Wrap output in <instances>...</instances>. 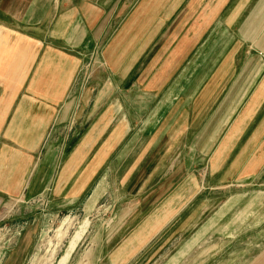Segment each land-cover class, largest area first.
<instances>
[{"label":"crops","instance_id":"0c3cea01","mask_svg":"<svg viewBox=\"0 0 264 264\" xmlns=\"http://www.w3.org/2000/svg\"><path fill=\"white\" fill-rule=\"evenodd\" d=\"M128 1L0 0V192L49 183L87 197L89 211L102 192L88 191L92 165L140 123L153 141L176 136L167 142L190 151L183 163L199 168L198 180L227 192L242 229L257 230L264 264V0H174L168 14L171 0L155 12L154 0H131L123 17ZM100 50L115 72L121 53L134 56L119 83L115 73L103 81L112 94L84 102V60Z\"/></svg>","mask_w":264,"mask_h":264},{"label":"rangeland","instance_id":"374dc122","mask_svg":"<svg viewBox=\"0 0 264 264\" xmlns=\"http://www.w3.org/2000/svg\"><path fill=\"white\" fill-rule=\"evenodd\" d=\"M154 2L155 12L162 5ZM173 3L165 8L167 14ZM125 40L123 48H130L129 38ZM121 54L124 66L117 72L107 66L101 50L88 54L81 71L88 82L79 90L84 102L113 93V85L103 88V81L115 73L119 83L134 56ZM122 92L129 100L134 90ZM143 104L138 110L145 112ZM138 125L129 130L128 123L120 142L116 139L105 150V161L92 165L88 191L101 184L102 192L89 211L84 208L87 197H64L51 192L49 183L43 192L34 191L33 182L18 194L0 192V264L258 263L263 246L251 243L257 230L242 229L243 214L240 209L232 213L225 203L227 192L211 191L207 180L206 185L198 180L199 168L183 163L184 157L192 159L190 151L168 144L176 136L153 141L152 128L146 132ZM97 154L98 145L87 162ZM83 166L74 176L81 175Z\"/></svg>","mask_w":264,"mask_h":264}]
</instances>
